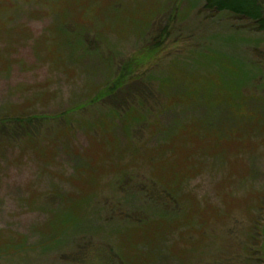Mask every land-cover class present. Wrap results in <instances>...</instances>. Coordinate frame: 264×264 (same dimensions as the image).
Returning a JSON list of instances; mask_svg holds the SVG:
<instances>
[{
	"label": "rangeland",
	"instance_id": "rangeland-1",
	"mask_svg": "<svg viewBox=\"0 0 264 264\" xmlns=\"http://www.w3.org/2000/svg\"><path fill=\"white\" fill-rule=\"evenodd\" d=\"M201 2L0 0V264H264V27Z\"/></svg>",
	"mask_w": 264,
	"mask_h": 264
},
{
	"label": "trees",
	"instance_id": "trees-1",
	"mask_svg": "<svg viewBox=\"0 0 264 264\" xmlns=\"http://www.w3.org/2000/svg\"><path fill=\"white\" fill-rule=\"evenodd\" d=\"M201 3L202 10L208 12L225 11L257 26L259 29L264 27L263 8L256 0H202ZM140 57H142L141 62L148 60L142 55Z\"/></svg>",
	"mask_w": 264,
	"mask_h": 264
}]
</instances>
